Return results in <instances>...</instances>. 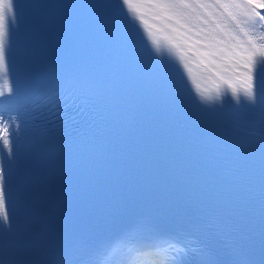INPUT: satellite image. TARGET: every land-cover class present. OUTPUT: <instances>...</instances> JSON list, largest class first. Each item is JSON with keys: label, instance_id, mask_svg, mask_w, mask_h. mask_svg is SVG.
I'll return each mask as SVG.
<instances>
[{"label": "snow or ice", "instance_id": "snow-or-ice-1", "mask_svg": "<svg viewBox=\"0 0 264 264\" xmlns=\"http://www.w3.org/2000/svg\"><path fill=\"white\" fill-rule=\"evenodd\" d=\"M130 20L138 22L157 51L167 50L182 65L199 96L219 100L231 92L237 103L243 97L264 117V0H122ZM15 0H0V75L9 68V19H17ZM11 94L7 79L0 86V97ZM0 140L12 153L8 126L0 117ZM16 161L0 160V218L9 224L7 210L13 195ZM264 203V187H262ZM151 228L144 220L129 222L124 235H137ZM11 231V227L7 228ZM4 230H0V236ZM178 236L180 234H177ZM174 264H217L215 246L207 234ZM105 245L76 255L67 253L62 264H100ZM230 264H264V244L259 256L243 245L229 249ZM131 264H140L132 261Z\"/></svg>", "mask_w": 264, "mask_h": 264}]
</instances>
